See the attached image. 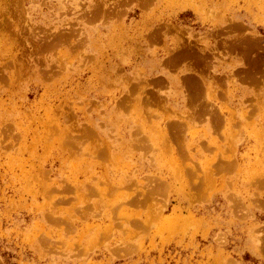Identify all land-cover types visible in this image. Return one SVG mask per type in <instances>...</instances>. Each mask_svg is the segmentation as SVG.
I'll use <instances>...</instances> for the list:
<instances>
[{"label":"rangeland","instance_id":"374dc122","mask_svg":"<svg viewBox=\"0 0 264 264\" xmlns=\"http://www.w3.org/2000/svg\"><path fill=\"white\" fill-rule=\"evenodd\" d=\"M147 1L0 0V264H264V0Z\"/></svg>","mask_w":264,"mask_h":264},{"label":"crops","instance_id":"0c3cea01","mask_svg":"<svg viewBox=\"0 0 264 264\" xmlns=\"http://www.w3.org/2000/svg\"><path fill=\"white\" fill-rule=\"evenodd\" d=\"M164 52V51H163ZM152 60H154L153 58H152ZM238 61H237V59H235V58H232V64H231V66L229 65L228 66V64L226 65V67H227V69L229 68V69H231L232 71L235 69V68H233V67H235L234 66V64L235 65H239L238 63H237ZM167 64V63H166ZM223 64V63H222ZM167 65H170V66H175L176 64L175 63H172V64H167ZM239 70H242V71H244V66H242V67H238V66H236ZM164 74V73H163ZM164 76L168 79V80H170V77L167 75V74H164ZM244 76V75H243ZM188 77H191V76H188ZM141 78V77H140ZM186 79V78H185ZM138 81V80H137ZM164 82V78H162V77H159V78H156L155 80H154V83H156V85H161V83H163ZM251 82H253V79H251V80H249V78L246 76L245 78H243L242 77V79H238L237 80V85H236V87H235V85H234V80L232 79V82L231 83H233L232 85H230L229 83H228V85H227V87H228V89L229 90H231L232 89V91H233V89L235 90V95H237V96H241V97H247V96H250V95H254L255 93H257V91H258V95L261 93L260 91V89L258 88V89H256L253 85H251ZM133 87H135V84H133ZM219 90V89H218ZM260 90V91H259ZM160 92H159V90H158V94H159ZM160 96V95H159ZM227 98H228V100H227V105H226V107H227V109H223L222 108V113H223V115H224V121L225 122H227L228 120L229 121H232V120H230V118L232 117V115H233V113H234V111L235 112H237L238 114L240 113V112H244V109H245V103H241V101L240 100H237V99H235V98H231V96L229 95H227ZM242 98V99H243ZM219 104V105H218ZM119 105V104H118ZM126 105V104H125ZM125 105H121V106H125ZM217 105H218V107H220L221 105H223V104H220V103H217ZM120 106V105H119ZM222 107V106H221ZM238 114H236L237 115V117H240V115L238 116ZM216 117V121H215V124H217V122L218 121H220L221 120V115L219 116V115H217V116H215ZM207 119H208V117H207ZM228 121V122H229ZM172 123H174V121H171L170 123H169V126H172ZM139 130H141V128L139 127V128H137V133H135L136 135L139 133ZM164 134H166V133H164ZM136 138H132L131 139V144H133L134 143V140H135ZM247 139V138H246ZM136 141V143H139L140 141H139V139H136L135 140ZM245 143H249V141H245ZM184 154L186 155V153L184 152ZM157 181H158V183H159V180L157 179ZM148 190V189H147Z\"/></svg>","mask_w":264,"mask_h":264},{"label":"bare ground","instance_id":"6f19581e","mask_svg":"<svg viewBox=\"0 0 264 264\" xmlns=\"http://www.w3.org/2000/svg\"><path fill=\"white\" fill-rule=\"evenodd\" d=\"M144 1V3H145V5H147L146 3L148 2L147 0H142V2ZM147 1V2H146ZM105 4V3H104ZM144 4H142V6H143ZM144 5V6H145ZM143 6V7H144ZM94 8H96L95 9V15H97V14H99L100 12L101 13H103V12H105L104 11V9H101L102 7H98V6H96V7H94ZM102 10V11H101ZM107 10V9H106ZM112 14H114V13H109V15H112ZM100 15V14H99ZM234 21V20H233ZM241 26V25H240ZM223 28V27H222ZM218 31V30H217ZM151 32V31H150ZM245 32V31H244ZM240 33V32H239ZM238 33V34H239ZM147 34V33H146ZM163 33L162 32H159V31H156V33H151L150 35H149V37H151V39H157V38H162V35ZM237 34V35H238ZM243 34H245V33H243ZM236 35V36H237ZM235 36V35H234ZM241 36V35H240ZM218 37V36H217ZM239 37V36H238ZM164 38V37H163ZM224 38V37H223ZM226 39V38H225ZM228 39V38H227ZM246 40L245 42H246V45L247 46H244V48L245 47H247V49H250V46H252V45H257L258 44V42L259 41H261V37H259V34H258V32H253V33H251V35L250 34H247V32H246V37L245 38H242L241 39V42H239V43H244L243 41L244 40ZM188 41V40H187ZM234 41V40H233ZM191 42V41H190ZM235 44L237 45V43L235 42ZM245 44V43H244ZM52 46V43L50 42V41H38L37 42V45H36V49L37 50H41L42 48L43 49H45V48H49V47H51ZM201 46V45H200ZM186 47V46H185ZM191 48V47H190ZM192 48H194V47H192ZM233 48V47H232ZM236 48V47H235ZM252 48V47H251ZM257 48V47H256ZM51 49V48H50ZM205 49V48H204ZM253 49V48H252ZM165 51H167V49H164ZM163 50V51H164ZM193 50V49H192ZM192 50H190L189 48H185L184 50H182L181 52H170L171 54L169 55V56H167V58L165 59V60H163V62L165 61V63H167V64H172V63H175V64H177V62L179 61V60H181V58H186V57H188L189 55H192ZM201 50V49H200ZM199 50V51H200ZM264 50V49H263ZM256 51H258V50H256ZM156 52V53H155ZM155 52H152V53H155V55L156 56H158V50L157 51H155ZM209 52V51H208ZM167 53H168V51H167ZM201 53V52H200ZM205 53V52H204ZM256 53V52H255ZM245 57H246V55H245ZM251 57V56H250ZM252 58V57H251ZM193 59V58H192ZM208 60V59H207ZM258 60V59H257ZM160 61V60H159ZM190 61V60H189ZM213 61V60H212ZM251 70V69H250ZM254 75V74H253ZM198 76V75H197ZM187 79V81L188 82H190V84L192 85V87L194 88V90H196L197 89V80H199V79H197V77L196 76H191V77H188V78H186ZM185 79V80H186ZM201 79V78H200ZM202 81V80H201ZM203 82V81H202ZM138 84H136L135 85V87L137 86ZM204 86V85H203ZM134 87V88H135ZM132 89V88H131ZM138 89V88H137ZM131 91V90H130ZM158 93V92H157ZM194 93V92H193ZM130 94V93H129ZM129 94L127 95V96H125L126 97V99H123L122 100V102L119 104V105H122V104H127V101L129 100ZM126 95V94H125ZM130 95H132V94H130ZM156 95H159V94H156ZM155 95V96H156ZM196 94H191V96H192V98H196V96H195ZM145 96V95H144ZM154 96V97H155ZM204 96V95H203ZM149 97V96H148ZM159 97V96H158ZM147 98V97H146ZM145 98V100H147ZM155 99H156V97H155ZM154 99V100H155ZM142 100V99H141ZM151 100V99H150ZM159 100H161V96L159 97ZM200 100V99H199ZM148 101H149V99H148ZM156 101V100H155ZM199 103V102H198ZM194 104V103H193ZM141 109V108H140ZM173 124V123H172ZM174 130V129H173ZM90 132V131H89ZM88 132V133H89ZM66 137H67V134H66ZM69 137V136H68ZM66 141V140H65ZM66 142H68V141H66ZM104 148V147H103ZM104 150V149H103ZM106 151H107V148H106ZM102 153V152H101Z\"/></svg>","mask_w":264,"mask_h":264}]
</instances>
